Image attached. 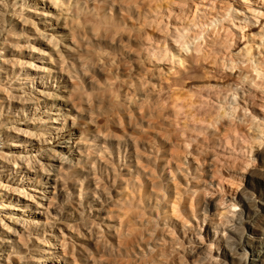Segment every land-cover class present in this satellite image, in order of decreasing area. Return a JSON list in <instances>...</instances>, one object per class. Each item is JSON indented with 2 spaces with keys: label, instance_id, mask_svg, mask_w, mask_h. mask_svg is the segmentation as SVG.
Returning a JSON list of instances; mask_svg holds the SVG:
<instances>
[{
  "label": "bare ground",
  "instance_id": "bare-ground-1",
  "mask_svg": "<svg viewBox=\"0 0 264 264\" xmlns=\"http://www.w3.org/2000/svg\"><path fill=\"white\" fill-rule=\"evenodd\" d=\"M186 1L191 6L188 15H199L208 31L218 27L223 34V43L216 33L207 40L208 55L193 44L198 37L193 22L163 23L165 16L157 10L142 16L124 0H0V212L4 203L23 199L16 213L0 215V264H98L89 246L101 254L110 252L111 257L116 249H110L109 240H117L122 227L112 235L74 230L77 224L85 227L79 216L83 217L80 211L89 195L100 190V185L123 181L122 177L134 179L140 189L144 184L139 180L144 179L156 196L152 204L158 201V192L170 186L179 200L190 196L191 208L199 203L201 190H196V183L207 186L202 191L210 190L212 197L219 198L210 202L212 216L202 213L205 240L220 248L214 264H264V225L256 228L264 211V117L252 125L257 130L250 139L234 132L219 138L215 146H202V133L211 132L215 125L225 132L234 127V120L224 114L219 98L206 95L196 104L215 110L209 111L210 119L197 123L189 111L184 114L190 97L181 100L178 89L180 76L203 58L214 70L225 67L236 85L251 87L246 76L235 72L238 65L263 64L264 0ZM145 2L140 3L142 12L147 9ZM125 15H135L137 26L131 27ZM151 28L161 40L149 37L146 31ZM230 38L237 40L236 46L230 45ZM130 45L137 49L132 51ZM164 92L171 103L160 107L158 100ZM194 104L191 101L188 109ZM232 110L244 113L235 103ZM79 120L83 123L77 124ZM79 129L105 136L85 139ZM145 129L160 137L149 142L142 132ZM193 141L196 147L191 150L187 146ZM249 143L254 150L245 151ZM158 144L168 151L160 155ZM100 145L114 148L117 156L101 158L100 154V160L91 159V154L100 153L94 146ZM235 152L247 158L239 172L242 176L217 174L236 160ZM96 168L103 172L101 179ZM199 170L205 179L197 182ZM164 174L167 179H161ZM190 176L195 181L190 182ZM234 179L244 185L229 186ZM60 194L71 207L56 218L53 212H57ZM224 204L231 209L239 206V210L221 224L224 216L218 212ZM103 205L93 200L91 211L107 221ZM180 206L178 201L173 203L171 211L180 213ZM166 213L157 207L149 218L144 250L118 251L115 258H132L135 264L146 258ZM141 214L136 216L142 219ZM189 215L195 219L191 209ZM214 216L219 222L209 220ZM104 229L109 232L112 226L105 224ZM253 231L254 240L248 235ZM210 252L208 246H195L187 256L192 263L205 264L214 259L208 256ZM100 260L108 264L110 259L101 256Z\"/></svg>",
  "mask_w": 264,
  "mask_h": 264
},
{
  "label": "rangeland",
  "instance_id": "rangeland-1",
  "mask_svg": "<svg viewBox=\"0 0 264 264\" xmlns=\"http://www.w3.org/2000/svg\"><path fill=\"white\" fill-rule=\"evenodd\" d=\"M142 1L144 2V0H124V2L126 4H129L131 7H137L140 10L139 12H141L140 14L142 16H144V13H146L148 10H157L159 15L165 16L161 19L163 23H166L165 21H169V23H171L173 20H178L182 22L186 21L188 23L193 22L192 27L196 30V33L198 35L197 40H194L193 44L201 47L202 55H208L209 53H211L207 45V40L210 39L211 36L215 33L218 34L217 37L219 43L224 42L223 34L219 32L218 27H216L212 31H208L207 28L203 25V21L199 17V15L193 14V12L190 15L187 14V9L191 8V6L189 3H187L186 0H161L156 2L154 0H147L148 3L145 2V5H147V9L145 12H142V10L144 11V9L140 6V3H142ZM167 15L169 16V19L166 18L168 17ZM125 16L127 17L131 27L134 25L135 27L137 26L138 21L135 15ZM146 32L152 40H161L160 35H158L154 31V29H148ZM236 41L237 40H233L232 42L230 38V45L235 44L236 46ZM188 44H190V42H188ZM227 45L229 46V44ZM36 49L39 48L36 47ZM130 49L134 51L137 49V46L134 47L133 45H130ZM24 53L25 52H23L22 54ZM34 57L36 58L38 56L35 55ZM24 61L26 62L27 60ZM234 64L235 63H232V65ZM224 68L225 67L217 68L216 70H214L212 69L206 58H203L197 66L192 67L190 70L182 74L178 79V89L181 93V100L185 97H190L189 101L187 102V106L184 108V114L189 111L191 117H193L197 123H202V121L210 119L211 114L209 113V111H214L215 109H213L211 106L202 108L199 107L198 104H196L198 98L210 95L220 99L221 107L224 109V114H226V116H228L230 119L234 120V127L230 126L229 129H226L227 132H221V128L215 125L211 127V132L202 133V138L199 140V143L202 142V146H204V144H206L207 147L215 146L219 138H221L222 136H227V134L229 133L234 134V132L237 133V136H240L241 134L240 137H248L250 139L252 138V135L255 130H257L255 127H252V125L256 126V123H259V121H263L262 117H264V59L263 64L261 65H249L247 68L238 65V68H236L235 74H243L244 76H246L248 84L251 86L250 88L236 85L237 83H235L231 79L232 77L230 76V74L225 72ZM234 85H236V89L235 87H233ZM191 101L195 104L192 108L188 109V105ZM168 103H171V99H169L164 92L158 100V105L162 107L164 105L167 106ZM234 103L237 105V107H240V109L244 110L243 114H236L232 110V108L234 107ZM242 104H245V107ZM95 116H97V113H94L93 117L95 118ZM82 123V120H79L77 122V124ZM79 131L85 135V139H87L89 136H93L94 139H98L105 136L104 134L98 135L99 137L96 135L87 134L84 129H79ZM97 131L98 130H96L95 133ZM110 131L118 135V133H115L112 129H110ZM142 132L149 142L152 140V143H154L153 140L155 138L160 137L156 135V132H152V130L145 129ZM75 138H78V134ZM1 146L2 145L0 144V148ZM253 146V143L246 144V148L244 150L246 151L247 148H251V150H254ZM187 147L193 150L196 147V143H194L193 141ZM94 148L95 152L100 153L96 155L91 154V159L100 160V154L101 158H106V155L109 156L110 154H112L111 157L117 156L116 150L109 146L100 145L94 146ZM158 149H160V155L162 154V151H168V148L160 144H158ZM102 150L105 151V154H102ZM176 150L177 148H174L173 152ZM235 154L236 160L234 162H229L227 166L224 165L222 168L219 169L217 174L226 177L232 176L237 173L234 177L242 176V174H240L239 172L240 170L242 171V169L245 168V161L247 160V158L246 155L244 156L243 153L241 154V156H239L236 152ZM169 155L170 153H167L166 159H168ZM233 168H237L238 170H234ZM64 169L65 167L63 166L61 168V172H64ZM96 174L97 178L101 179L103 172L100 169H97ZM122 174H124V172H122ZM199 176H201V178L197 177V182L205 179L202 178L204 176L202 172ZM159 177H161V175H159ZM164 178L167 179L168 176L164 174L163 178L161 179ZM122 179L123 181H116L115 185L112 186L110 182L106 183L105 186L102 188V185H100V190L94 191L93 194L89 195V201L86 200V206L83 207V209L80 211V215H83V217L79 216V218H82L83 221L85 220V227L79 226L80 224H77V227L75 228L76 230H74L75 233H85L84 229L87 231L88 229H91L96 230L99 233L106 232L112 235L114 231L118 232L120 230L119 227H122L123 232L121 233L120 237L117 238V240L115 241L109 240L113 245V248L112 245L109 246L110 249H116L111 257L110 252L105 254L103 252V254H101L100 251H96L94 247L89 246L91 252L93 253V256L96 258L95 261H98V264H105L103 263V261L100 260L101 256H103V258L105 257L110 259L108 260V264H135L132 258H125L123 261H121L118 256L117 258H115L116 252L119 251L120 253H124L130 249H133V251H135L138 247L144 250V246L142 245V243H145V238L148 235L147 222H150L149 218H152L153 215L156 213L157 207L158 209L160 208L161 212H167L161 217L164 218L165 221L164 223L160 224L161 231L158 234L159 236L157 241H155L156 243L149 244L151 247H153L152 249L154 251L152 250L151 253L147 252V257L143 258L137 264H196L192 263V259L187 256V251H189L195 246L203 245L208 246L209 249H211V252L208 253V256L214 257L212 261L209 259L205 262V264H214L215 261H219V258H217V254H215V252H219L220 249H216L217 243H208V241L205 240L203 235V231L206 229V223H202V213L203 211H205V215L212 216L214 211L210 207V202L216 203V201L219 199L218 196L212 197L210 194V190H207L208 192L202 191V189L204 188L207 189V186L203 185L200 182L196 183V190H201L198 199L199 203L198 205H194L190 208V196H184L181 200H179V196H174V193L172 192L170 186H168L169 189H166L165 187L164 192H158V201L152 204V202L154 201V197L156 196L150 193L152 189L148 187L144 179L139 180V182L144 184L143 188L141 189L136 184L137 181H134V179L129 180L128 177H122ZM189 179L190 182L195 181L192 180V176H190ZM174 184L176 185L177 182L175 181ZM233 184L234 185L229 186L236 188L238 185L243 186L244 182H238L234 179ZM182 189V186H180V192L184 193L182 192ZM114 192H118L119 195L114 196ZM59 196V199L56 201L57 212H53V214L56 215V218H59L60 216L62 218L63 214L67 211V209L71 207L70 204L68 205V201L66 200V198H63V194H60ZM139 196H141L140 201ZM93 200H97L101 205L104 204V212L105 215H107L104 218H106L107 221H104L103 216H101V218L100 216L94 214L91 211ZM17 201H19V203H4V207L3 210L0 212V215H8L11 214L10 212L16 213L14 210H19L22 207L23 199H19ZM177 201L181 205H183L182 207H179L181 209V212L178 214H176L175 211H171L173 203H177ZM141 206L143 207V210L140 209ZM9 208H12V211L9 210ZM189 209H191L194 213V220L190 218L191 216L189 215ZM238 210L239 206L236 207V209H231L227 208V205L225 204L220 205L218 214H221L225 217L221 219V224L226 223V218H230L231 214L233 212L236 213ZM137 213H142V219L136 216ZM186 213L187 218H184V214ZM259 216L260 217L256 222V228H258L259 226L262 227V225H264V211L261 210ZM210 218L211 219L209 220L211 222H214L215 220L218 221L217 216ZM105 224L112 226V229L108 230L109 232L104 229ZM196 225L198 226L196 227ZM124 230H127V232L125 233ZM220 230H223V228ZM253 232L254 233H249L248 235L254 240L255 238H257V236L256 231ZM130 233L132 234V236H130ZM221 234L222 233L217 234L216 239L218 238V236H221ZM117 241H119V244L116 243ZM256 247L257 243L253 242V251L257 250ZM67 248L71 250V247ZM51 252L55 254L58 253V250H54ZM114 258L115 260H113Z\"/></svg>",
  "mask_w": 264,
  "mask_h": 264
}]
</instances>
